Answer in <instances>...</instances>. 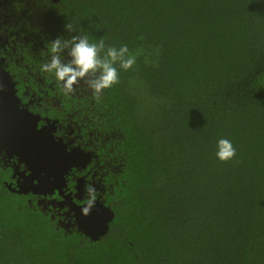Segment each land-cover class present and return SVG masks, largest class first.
<instances>
[{"label":"trees","instance_id":"16d2710c","mask_svg":"<svg viewBox=\"0 0 264 264\" xmlns=\"http://www.w3.org/2000/svg\"><path fill=\"white\" fill-rule=\"evenodd\" d=\"M12 7L9 70L50 117L72 114L114 217L91 240L10 192L0 167V264H264V0ZM77 34L127 45L136 59L127 71L116 65L119 83L99 102L83 80L65 95L40 70L52 41ZM221 138L236 149L226 162Z\"/></svg>","mask_w":264,"mask_h":264},{"label":"flooded vegetation","instance_id":"af4514ba","mask_svg":"<svg viewBox=\"0 0 264 264\" xmlns=\"http://www.w3.org/2000/svg\"><path fill=\"white\" fill-rule=\"evenodd\" d=\"M16 0H0V70H6L10 73L12 81L15 83L16 97L19 99L20 108L26 109L33 115L39 117L38 128H54L51 131V136L58 146L65 147L67 152L73 149H78L85 153H91V159L83 166L71 167L65 175V180L59 188L48 187L42 184L46 173L41 172L39 177H32L30 166L20 161L19 157L14 153H10V148L5 146L0 148V167L5 177L3 184L13 194L21 196H29L28 200L35 201L37 204L48 207L54 211L59 217L69 222L75 223V210L78 206L87 204L89 194L86 191V185H92L96 189V200L103 202V194L105 193V186L103 182L96 177V165L93 159L97 156L87 148V144L83 141V137L79 135L76 130L77 123L73 121L72 114H63L61 109L58 116L60 118L50 117L46 105L40 98L34 97L27 91L21 92L18 88V83L14 79V75L9 70V61L3 54L10 56L9 49L15 53V49L9 43V36L6 34L7 29L16 27L14 14V4ZM31 20V19H30ZM46 24V23H45ZM47 26V25H46ZM44 26V29L47 27ZM14 42V41H12ZM10 60L12 58H9ZM16 62L18 60L15 59ZM56 145V144H55ZM51 177H49L50 179ZM52 179V178H51ZM37 186V188H36ZM35 188V189H34ZM36 191V193L33 192ZM21 193H18V192ZM69 225H73L69 223Z\"/></svg>","mask_w":264,"mask_h":264},{"label":"water","instance_id":"95a60500","mask_svg":"<svg viewBox=\"0 0 264 264\" xmlns=\"http://www.w3.org/2000/svg\"><path fill=\"white\" fill-rule=\"evenodd\" d=\"M38 123V116L20 108L10 73L0 70V148H10L11 154L18 156L27 167L30 166L32 177H39L41 172H45L42 184L59 188L69 169L83 166L92 155L78 149L67 152L63 145L58 146L52 138L54 128L39 129ZM33 192L36 193L35 190ZM85 206H78L75 210L77 230L91 240H98L108 232L114 213L110 206L96 200L89 215L84 216L82 208Z\"/></svg>","mask_w":264,"mask_h":264},{"label":"clouds","instance_id":"9594fccd","mask_svg":"<svg viewBox=\"0 0 264 264\" xmlns=\"http://www.w3.org/2000/svg\"><path fill=\"white\" fill-rule=\"evenodd\" d=\"M68 32H75L72 25H66ZM49 59L40 65V70L52 74L65 95L75 92V85L82 80L92 90L99 102L104 90L119 83V68L127 71L136 63L135 57L129 55L127 45L106 47L103 39L90 42L86 34L72 35L69 39L56 38L49 44ZM65 52L67 59H63ZM217 158L226 162L236 156V149L228 139L217 141ZM89 199L82 208V215L88 216L96 202V189L86 185Z\"/></svg>","mask_w":264,"mask_h":264}]
</instances>
